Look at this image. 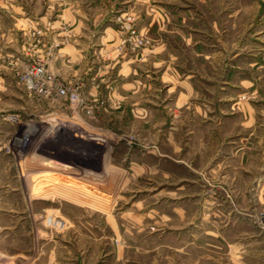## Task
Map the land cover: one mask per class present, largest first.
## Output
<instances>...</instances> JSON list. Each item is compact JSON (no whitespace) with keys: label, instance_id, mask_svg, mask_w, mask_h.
Instances as JSON below:
<instances>
[{"label":"rangeland","instance_id":"rangeland-1","mask_svg":"<svg viewBox=\"0 0 264 264\" xmlns=\"http://www.w3.org/2000/svg\"><path fill=\"white\" fill-rule=\"evenodd\" d=\"M70 4L124 64L116 90L55 72L36 17L67 43ZM37 63L69 93L29 90ZM249 114L264 119V0H0V264H264V203L231 211L211 158V130Z\"/></svg>","mask_w":264,"mask_h":264},{"label":"crops","instance_id":"crops-1","mask_svg":"<svg viewBox=\"0 0 264 264\" xmlns=\"http://www.w3.org/2000/svg\"><path fill=\"white\" fill-rule=\"evenodd\" d=\"M67 9L65 14L73 16V23L77 24V32L74 33L73 39L67 40V43L63 41L65 32L60 28L59 20L53 19L47 24L50 16L44 12L41 16H38L40 15L38 13L36 17L41 18L40 22L48 25L44 27L42 45L52 46L54 50L57 46L59 47V51L56 50L57 55L53 56L55 72L65 75L70 79L69 81L80 82L86 89L92 91L104 87L116 90L119 81L123 84L124 64L118 65V60L115 63L112 60L107 62L106 58L116 59L117 53H109L110 50L102 47L103 43L95 42L97 35L91 27L92 19L86 16L88 13L85 10L82 13H73L72 4L68 5ZM20 15L18 23L21 24L25 19L22 14ZM106 20L107 18H102L99 21L102 23L100 28L105 26ZM111 37L113 35L104 39L110 42ZM98 46L100 47L97 48ZM230 120H235V114H229L228 121ZM238 126L222 131V133L215 129L210 132L212 137L210 143L215 148L211 157L213 169H225L222 174L227 180L224 177L223 180H218V184H224L223 189L228 190V202L233 206L231 211L236 209L238 199L244 200L245 203V201L250 202L251 197L254 196L256 203H264V119L260 117L257 119V116L250 114L249 116L244 115ZM80 141L86 143L83 140ZM249 207L244 206L242 210L245 212L249 210Z\"/></svg>","mask_w":264,"mask_h":264},{"label":"built area","instance_id":"built-area-1","mask_svg":"<svg viewBox=\"0 0 264 264\" xmlns=\"http://www.w3.org/2000/svg\"><path fill=\"white\" fill-rule=\"evenodd\" d=\"M20 77L29 90L38 91L46 96H52L54 93L64 96L69 93L67 88L55 86V76L41 63L26 66ZM71 95L75 94L71 93Z\"/></svg>","mask_w":264,"mask_h":264},{"label":"bare ground","instance_id":"bare-ground-1","mask_svg":"<svg viewBox=\"0 0 264 264\" xmlns=\"http://www.w3.org/2000/svg\"><path fill=\"white\" fill-rule=\"evenodd\" d=\"M52 141V140H51ZM80 141V140H79Z\"/></svg>","mask_w":264,"mask_h":264}]
</instances>
